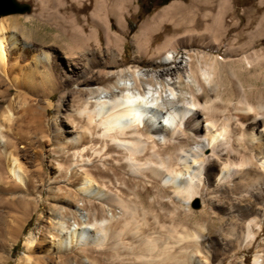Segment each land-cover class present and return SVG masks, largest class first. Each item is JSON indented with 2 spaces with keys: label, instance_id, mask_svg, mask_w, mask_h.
Instances as JSON below:
<instances>
[{
  "label": "rangeland",
  "instance_id": "374dc122",
  "mask_svg": "<svg viewBox=\"0 0 264 264\" xmlns=\"http://www.w3.org/2000/svg\"><path fill=\"white\" fill-rule=\"evenodd\" d=\"M16 1L29 8L17 13L0 12V21L4 22L9 31L7 33H13L19 39L18 43H26L30 40L24 37L23 30H31L35 32L31 38L35 47L40 48L41 45L35 44L34 40L43 41L47 48L59 53V59L70 56L75 63L84 64L87 61L95 68H105L109 76L100 86H106L117 78L122 84L131 85L135 74L143 87L163 88L161 95L166 102L169 100L167 107L178 104L179 98L189 97L186 82L198 89L192 78L183 70H176L171 76L161 74L162 67L174 66V62L161 66L149 64L152 58H157L174 45L183 54V51L196 52L195 64L200 63V54L219 61L221 89L218 92H222L224 103L237 102L238 82L247 90L252 103L257 104L261 96L264 98V61L253 60L257 53H264V0H170L163 5H157L160 0H123L124 30H120L113 14V7L115 3L119 5V0ZM142 2L153 5L148 13L142 11ZM172 3H178L181 9L159 21V16ZM96 10H101L103 14L99 13L100 16L107 17L111 40L104 28L94 26L93 20H98V16L93 15ZM53 12L59 15L57 19L48 16ZM71 15L78 16L80 22L87 26V31L92 29L95 32L83 53L78 47L72 50L67 40L57 32L58 24L65 22L64 18L70 22L68 18ZM154 18L153 26L137 51L133 34L143 21ZM117 50L123 53V63L114 62L111 58ZM6 51L7 70L4 72L0 69V131L15 143L27 174L36 185L26 190V184L8 177L5 185L10 188L0 194V204L5 203L10 207L9 230L3 236V246L0 247L2 264H170L166 246L169 242L174 243L182 231L194 232L198 229L204 235L214 236L227 233L229 221L225 218L220 222L213 216L219 212V208L211 198H207L208 194L204 201L201 196H194L190 202L183 201L172 193V184L165 179L130 173L123 160L118 164L110 158L107 161L94 158L98 167L93 170L95 176L134 206L137 216L125 219L118 216L120 208L96 203L91 207L92 219L104 217L109 220L107 226L110 234L105 246L99 249L92 247L93 251L86 249L84 252L65 249L69 253L68 261L64 263V248L59 249L55 244L58 234L79 226V212L87 211L90 203L78 190L82 182L79 173L77 182L71 184L53 182L52 179L59 178L55 168L57 162L62 166L64 164L65 172L68 171L64 175L69 177L73 170V167L68 168L65 157L58 159V152L62 146L68 149L67 142L73 128L77 132L81 130L79 118L72 109L83 105L85 94L79 89V84L63 82L56 85L48 104L45 87L46 84L55 83L54 74L46 77L45 81L40 79L39 74L31 76L30 68L34 63L32 54L26 58L23 48L13 49L9 44H6ZM135 54L140 56V61L130 70L129 66L135 65L132 63ZM246 60L251 61L247 67ZM169 86L174 87L173 93ZM162 98H159V102ZM90 106L92 108L94 104ZM229 107L232 108L231 105ZM7 113L10 115L8 119L5 118ZM152 140V137L148 138V145L155 144L166 154L175 149L161 141L153 143ZM185 140L186 149L195 147V137L188 129ZM111 148L108 153L119 158L120 148L115 145ZM183 172L186 174V170L183 169ZM246 202L248 200L242 201ZM256 222L260 229L249 247H237L234 241L222 263L210 264H240L241 261L242 264H254L255 251L264 247V217H258ZM147 238L155 240L154 248L144 246L143 241ZM28 239L31 248L28 247ZM184 254L177 244L172 256L180 259Z\"/></svg>",
  "mask_w": 264,
  "mask_h": 264
},
{
  "label": "bare ground",
  "instance_id": "6f19581e",
  "mask_svg": "<svg viewBox=\"0 0 264 264\" xmlns=\"http://www.w3.org/2000/svg\"><path fill=\"white\" fill-rule=\"evenodd\" d=\"M115 4L114 12L111 11V13L115 15L120 30H124L122 15L125 3L119 0V5ZM180 9L178 3H172L159 16V21ZM55 13L57 12L49 13L48 16L57 19L59 15ZM99 13L103 14L101 10L93 13L94 16H98V20H93L94 26L104 28L108 39L111 40L107 17L100 16ZM69 17L70 22L64 18L65 22L58 24V35L67 40L72 50L73 47H78L83 53L85 49H88V44L95 32L92 29L87 31V26L80 22L78 16ZM154 20L155 18L143 21L133 34L132 40L137 51L153 26ZM7 32L9 31L4 22L0 21V69L4 72L7 70L6 44L13 49L23 48L26 58L32 54L34 63L30 68L31 76L39 74L42 81L51 74L55 76V83L46 84L45 87L48 104L52 100L56 85L63 82L79 84L81 86L79 89L85 94L83 105L71 108L79 118L81 130L77 132L73 128L67 142L68 149L65 150L62 146L58 152L60 153L58 159L65 157L66 161L68 160V168L73 167V170L68 177L64 175L68 172H65L64 164L63 167L57 162L55 168L59 178L52 179L53 182L63 181L64 184H71L80 176L82 182L78 190L90 203L87 211L79 212V226L58 234L55 244L59 249L64 248V263L68 261L69 253L65 252V249H79L84 252L86 249L93 251L94 248L99 249L105 246L110 234L107 226L109 220L104 217L100 220L95 217L92 219L91 209L96 203L120 208L118 216H124L125 219H134L137 216V209L134 206L127 203L118 191H113L105 181H100L95 176L93 170L98 167L94 158L101 161H107L110 158L117 163L123 160L124 166L130 170V173L157 180L165 179L172 184V193L183 201L190 202L194 196H201L204 201V197L208 194L207 198H211L219 208V214L214 213L213 216L220 222L225 218L228 219L229 228L223 236L204 235L197 231L198 229L194 232L179 233L174 243L169 242L170 244L166 246L170 264L222 263L234 241L237 247H249L256 240L260 229L256 219L264 217L263 96L257 104L252 103L248 98L247 90L241 82H238L237 102L224 103L222 92H218L221 83L219 61L211 56L207 55L208 58L205 54H200V60L198 59L200 63L195 64L196 52L183 51V54L176 46L169 45L170 47L157 58H152L149 64L161 66L174 62V66L162 67L161 74L171 76L176 70H183L192 78L198 89H195L192 83L186 82L189 97L179 98L178 104L167 107L169 100L166 102V99L162 98L163 88L159 90L157 87L154 89L143 87L140 78L135 74L133 75L134 83L131 85L122 84L117 78L106 86H100L99 84L109 74L105 68H95L87 61L84 64L75 63L74 58L67 55L64 56L67 59H59V53L47 48L43 41L34 40L35 44L41 45L40 48L35 47L32 43V34L35 32L31 30H23L22 33L31 43L30 41L18 43L19 39L13 33ZM136 54L132 61L135 65H130V70L140 61V56ZM122 57L121 50L111 55L114 62L123 63ZM253 60L264 61V53H257ZM250 64L251 61L246 60L245 67ZM168 88L173 93L174 87ZM159 98H162L161 102ZM92 103L94 107L91 108ZM230 105L232 108L229 107ZM9 116L7 113L5 118L8 119ZM157 123L158 125H155ZM187 129L194 135L196 143L195 147L188 149L185 148ZM151 137L153 143L161 141L164 145H171L175 149L166 154L155 144L148 145L147 140ZM112 145L120 148L119 158L108 153ZM70 148H72L71 151ZM183 169L186 170V174ZM8 177L26 184V190L36 185L27 174L15 143L0 131V194L10 188L5 185ZM245 200L248 202L242 203ZM8 206L5 203L0 204V247L3 246V236L9 230L10 207ZM30 242L28 239V247L32 246ZM143 243L148 249L156 246L155 240L150 238ZM177 244L180 246V251L185 252L180 259L172 256ZM120 257L119 253V259ZM242 263L241 261L240 264ZM253 263L264 264V247L255 251ZM0 264H2L1 257Z\"/></svg>",
  "mask_w": 264,
  "mask_h": 264
},
{
  "label": "water",
  "instance_id": "95a60500",
  "mask_svg": "<svg viewBox=\"0 0 264 264\" xmlns=\"http://www.w3.org/2000/svg\"><path fill=\"white\" fill-rule=\"evenodd\" d=\"M28 5L21 4L16 0H0V12L17 13L28 10Z\"/></svg>",
  "mask_w": 264,
  "mask_h": 264
},
{
  "label": "trees",
  "instance_id": "16d2710c",
  "mask_svg": "<svg viewBox=\"0 0 264 264\" xmlns=\"http://www.w3.org/2000/svg\"><path fill=\"white\" fill-rule=\"evenodd\" d=\"M169 1L170 0H160V3H158L157 5H163V4H166ZM141 5H142L141 7L143 9L142 11L144 13H148L151 10L152 6H153V5H151L149 3H145V2H142Z\"/></svg>",
  "mask_w": 264,
  "mask_h": 264
}]
</instances>
